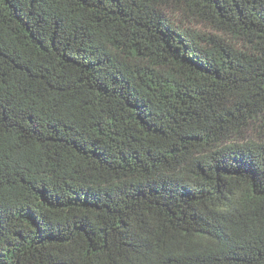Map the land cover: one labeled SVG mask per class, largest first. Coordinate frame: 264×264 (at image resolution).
Wrapping results in <instances>:
<instances>
[{"label":"trees","instance_id":"1","mask_svg":"<svg viewBox=\"0 0 264 264\" xmlns=\"http://www.w3.org/2000/svg\"><path fill=\"white\" fill-rule=\"evenodd\" d=\"M0 264H264V0H0Z\"/></svg>","mask_w":264,"mask_h":264}]
</instances>
